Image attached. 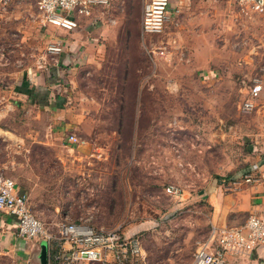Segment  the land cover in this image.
I'll use <instances>...</instances> for the list:
<instances>
[{"label":"rangeland","instance_id":"rangeland-1","mask_svg":"<svg viewBox=\"0 0 264 264\" xmlns=\"http://www.w3.org/2000/svg\"><path fill=\"white\" fill-rule=\"evenodd\" d=\"M13 8L23 15L11 17ZM98 8L105 22L110 13L116 28L96 63L65 79L56 96L64 99L70 123L45 144L54 123L39 101L14 105L21 103L13 88L22 76L44 75L53 63L37 31L44 26L36 0L25 11L0 0V130L6 133L0 137V175L25 190L48 231L64 221L119 228L140 237L144 264H192L197 242L212 224L215 190L235 189L246 174L230 178L243 163L242 127L252 112L240 108L244 92L264 71V47L252 65L242 60L251 42L242 23L257 16L231 4L237 27L224 32L219 64L203 66L175 49L174 60L159 65L153 48L161 40L141 34L142 0H112L110 8ZM22 23L37 28L24 36ZM206 70L217 71L216 79L205 83ZM68 133L77 139L70 148ZM168 186L178 188L181 199L168 195ZM23 253L4 249L0 264H27Z\"/></svg>","mask_w":264,"mask_h":264},{"label":"crops","instance_id":"crops-1","mask_svg":"<svg viewBox=\"0 0 264 264\" xmlns=\"http://www.w3.org/2000/svg\"><path fill=\"white\" fill-rule=\"evenodd\" d=\"M12 1L14 7L23 8L22 11L30 10L34 3V0ZM111 1L108 6L106 5V8H110ZM231 4L235 6L232 0H170L169 22H167L163 33L152 35L157 36L158 41L161 40L153 48L155 62L159 65L165 62L168 65L174 60L176 53L182 51L188 60L193 61L192 58L196 59L197 57L203 62V66H207L211 61L219 64L222 60L220 59L223 45L221 41L224 40V37L226 38L224 32L229 25L234 31L237 27H234L231 22L233 17ZM101 13L98 10L94 13L93 18L82 20L79 27L72 31L51 25H43L44 27L37 29L41 34L40 39L44 48L47 49L49 43L59 38L64 43V50L54 57L50 55L53 63L44 75L32 73L22 76V81L13 89L17 101L20 100L23 103L16 102L14 105L16 107L25 106V99L29 102L36 99L39 101L41 110L47 112L54 123L49 125L45 134V144H48L52 138H57L56 135H61V133H57L58 129H62L59 127L63 125L68 127V123H70L68 122L70 111H64L62 108L64 99L56 96L67 83H65V79L72 76L74 80L76 70L86 63L91 64L98 60L105 45L103 41L106 39L107 42L112 38L116 22L111 18L110 13L107 14L105 22L104 13ZM225 14H227V19L224 18ZM10 15L17 19L23 14H21V10L13 8ZM24 16L26 15L24 14ZM255 16L257 17H252L253 22L243 21L242 23L244 29L249 31V37H251L248 54L242 56L243 62L249 65L256 61L259 49L264 47V27H260L264 21L260 16ZM96 20L100 21L95 23ZM20 27L24 36H29L28 33L34 32L33 30L37 28L29 23H22ZM120 28L122 27L120 26ZM175 49H179V51L175 52ZM262 55H264V51ZM217 76V71L214 72L213 70H206L201 74L205 83L216 79ZM258 76H260L261 88L254 100V109L246 117L245 125L242 127L244 129L241 135L242 142L245 143V152L242 153L244 160L239 167L231 171L230 178L248 172L259 174L264 170V71ZM253 85L254 83L248 90L245 89L246 97L243 102L248 99L249 90ZM63 116H66L67 121L64 120ZM71 135L68 133L65 138L66 146L69 148L74 146L68 141V137ZM4 136L6 133L0 130V137ZM219 191L220 189L215 190L214 199L211 202L213 214L210 221L213 225L240 226L250 214L259 216L264 214V191L261 183L240 184L235 189L226 188L222 192ZM18 193L26 195L25 190L20 187H18ZM27 199L29 202L28 197ZM42 242L41 239L24 240L17 237L16 219L8 213L0 211V253L4 249L11 250L16 247L19 250L21 248L23 254H29L30 258L25 260L27 264H40ZM224 260L225 264H264V245L257 247L248 254H225Z\"/></svg>","mask_w":264,"mask_h":264},{"label":"built area","instance_id":"built-area-1","mask_svg":"<svg viewBox=\"0 0 264 264\" xmlns=\"http://www.w3.org/2000/svg\"><path fill=\"white\" fill-rule=\"evenodd\" d=\"M245 16L258 15L264 21V0H232ZM110 0H36L40 21L66 31L79 27L82 20L93 18L100 6ZM98 8V9H97ZM170 20V0H142L141 34L163 33ZM64 50V43L56 38L46 52L52 57ZM248 99L240 108L250 112L261 88V80L254 79ZM75 144L77 139L68 137ZM261 183L264 191V170L259 174L248 172L240 184ZM236 184V183H235ZM166 193L181 199V191L168 186ZM0 211L16 219L17 237L24 240L41 239L46 242V264H144L145 251L137 234L128 235L119 228L95 229L85 221H64L56 231H48L29 205L27 196L18 193L17 184L0 175ZM264 245V214H250L246 221L235 227L210 225L207 237L197 242L192 264H225V254H248Z\"/></svg>","mask_w":264,"mask_h":264},{"label":"water","instance_id":"water-1","mask_svg":"<svg viewBox=\"0 0 264 264\" xmlns=\"http://www.w3.org/2000/svg\"><path fill=\"white\" fill-rule=\"evenodd\" d=\"M40 264H46V242L41 243Z\"/></svg>","mask_w":264,"mask_h":264},{"label":"trees","instance_id":"trees-1","mask_svg":"<svg viewBox=\"0 0 264 264\" xmlns=\"http://www.w3.org/2000/svg\"><path fill=\"white\" fill-rule=\"evenodd\" d=\"M120 111H121V110H120ZM131 118H132V117H131ZM131 121H132V124H134V123H133L134 121H133L132 119H131Z\"/></svg>","mask_w":264,"mask_h":264}]
</instances>
